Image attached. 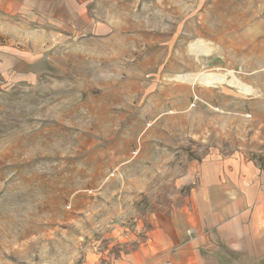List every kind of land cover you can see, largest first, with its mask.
<instances>
[{"label": "rangeland", "instance_id": "rangeland-1", "mask_svg": "<svg viewBox=\"0 0 264 264\" xmlns=\"http://www.w3.org/2000/svg\"><path fill=\"white\" fill-rule=\"evenodd\" d=\"M214 153H264V0H0V264L156 262Z\"/></svg>", "mask_w": 264, "mask_h": 264}, {"label": "crops", "instance_id": "crops-1", "mask_svg": "<svg viewBox=\"0 0 264 264\" xmlns=\"http://www.w3.org/2000/svg\"><path fill=\"white\" fill-rule=\"evenodd\" d=\"M193 177L190 208L175 215L177 240L166 236L152 264H264V153H214Z\"/></svg>", "mask_w": 264, "mask_h": 264}]
</instances>
